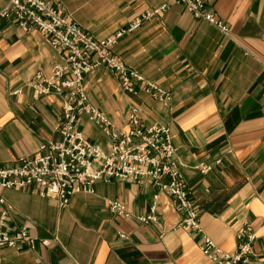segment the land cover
I'll return each mask as SVG.
<instances>
[{
	"label": "crops",
	"instance_id": "crops-1",
	"mask_svg": "<svg viewBox=\"0 0 264 264\" xmlns=\"http://www.w3.org/2000/svg\"><path fill=\"white\" fill-rule=\"evenodd\" d=\"M7 1L0 0V8ZM61 2L63 15L95 38L167 4L161 15L125 33L112 53L168 90L169 103L123 90L104 66L85 74V92L117 129L127 127L131 106L146 124L168 126L202 231L232 252L236 231L249 223L256 235L251 264H264V0H207L228 35L171 0ZM61 62L47 36L0 18L1 166L60 138L55 127L62 121L65 93L35 96L28 81ZM79 126L90 142L108 150L110 138L84 114ZM200 163L212 168L202 172ZM92 188L73 195L65 207L36 191L2 189L11 206L10 223L26 226L35 245L1 248L0 264H217L201 253L197 234L176 227L181 215L150 179L99 180ZM155 193L158 221L140 222L137 217L148 213ZM114 199L128 215L111 211L108 201Z\"/></svg>",
	"mask_w": 264,
	"mask_h": 264
},
{
	"label": "built area",
	"instance_id": "built-area-1",
	"mask_svg": "<svg viewBox=\"0 0 264 264\" xmlns=\"http://www.w3.org/2000/svg\"><path fill=\"white\" fill-rule=\"evenodd\" d=\"M183 4L196 19H201L228 35V27L207 8V0H171ZM163 3L138 15L127 27L104 37L95 38L75 21L63 15L61 0H8L0 8V18L14 21L25 31L38 30L48 37L62 62L54 65L43 76L36 73L28 81L35 96L65 93L62 99V121L55 127L60 138L45 141L28 156H20L8 166L0 165V191L6 188L36 191L52 197L59 207H65L70 198L81 192L92 193V185L99 180L119 179L137 182L148 178L154 186L170 196L172 206L181 215L177 228L200 237L199 249L217 264H251L256 257L253 248L255 232L249 223L236 231L237 244L232 252L222 250L205 234L200 226L199 210L189 195L187 185L175 160L176 148L170 128L152 122L146 124L136 106L127 115V127L117 129L101 110L92 105L84 89L86 73L104 66L118 79L123 90L142 91L163 104H168L171 93L157 82L129 68L112 53L113 46L127 32L137 29L143 22L159 16L166 9ZM264 64V61H263ZM84 114L109 138L104 151L90 142L79 126ZM220 160L215 163L219 164ZM197 168L205 172L211 164L200 163ZM148 213L137 220L157 222L155 199ZM111 211L128 215L125 205L114 199L108 201ZM0 249L10 247L21 250L34 247V238L26 226L14 227L11 206L0 195ZM124 238V233H119Z\"/></svg>",
	"mask_w": 264,
	"mask_h": 264
}]
</instances>
